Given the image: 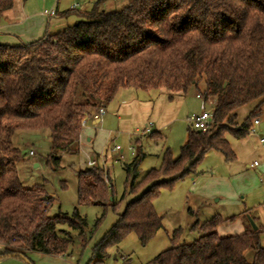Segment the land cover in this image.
I'll return each instance as SVG.
<instances>
[{
    "label": "trees",
    "instance_id": "1",
    "mask_svg": "<svg viewBox=\"0 0 264 264\" xmlns=\"http://www.w3.org/2000/svg\"><path fill=\"white\" fill-rule=\"evenodd\" d=\"M106 0H95L89 9L77 11L74 24L45 33L28 44L0 43V259L25 258L29 252L64 256L72 239L58 226L83 231L86 225L77 210L73 216L48 211L53 197L43 184L22 185L17 164L22 159L13 142L20 129L45 130L51 145L46 162L61 168L63 154H78L81 121L92 109L106 107L122 89L150 92L165 89L185 94L199 87L205 102L212 101L214 124L207 132L189 129L179 155L164 152L161 165L139 180L141 145L125 165L129 201L117 221L93 248L96 262L109 245L136 232L145 244L162 226L153 199L162 188H171L186 174L194 173L207 152H221L235 159L227 134L244 138L264 104V0H129L121 9H99ZM15 0H0V13ZM255 103L238 127L237 110ZM155 131L152 135H159ZM108 176V175H107ZM78 204L103 207L112 202V185L99 167L77 171ZM127 192V191H126ZM124 193L122 199L125 197ZM251 217L257 228L240 234L220 235L216 218L200 226L201 235L179 243L175 231L171 247L154 258L157 264H264V222ZM217 217V216H215ZM193 229L196 227L193 225ZM251 249L248 260L245 252Z\"/></svg>",
    "mask_w": 264,
    "mask_h": 264
},
{
    "label": "rangeland",
    "instance_id": "2",
    "mask_svg": "<svg viewBox=\"0 0 264 264\" xmlns=\"http://www.w3.org/2000/svg\"><path fill=\"white\" fill-rule=\"evenodd\" d=\"M74 1L80 4L78 11H82L91 8L95 0H59L58 4L57 0L24 2L25 7H30L31 11L57 10L59 16L53 15L51 18V31L56 32L80 19L77 11L69 13L70 5ZM128 1L106 0L99 9H121ZM19 2L22 3L23 0ZM204 88V80L199 82V87L191 86L181 97L180 104L177 95L170 100V92L165 89L150 92L131 88L120 90L116 98L107 105L101 125L87 129L90 137L96 133V142L90 143L85 139L80 141L79 153L63 154L61 168L58 170L52 169L46 162L51 145L47 131H15L13 142L22 153V159L17 164L22 185H44L53 197L48 211L50 216H73L77 210L86 221L83 231L73 230L67 224L58 226L61 235L67 232L72 239L69 252L60 258L43 253L36 255V258L27 255L34 264H157L154 262L155 256L172 246L173 236L179 228H182V233L179 232V243L192 242L202 234L200 226L213 218L222 222L217 227L219 234L226 235L238 233L242 221L248 224L249 221L242 214L245 210H256L260 216L264 215V147L259 142V135L250 131L246 137L237 139L227 134L226 138L236 156L233 161H227L221 152L211 150L197 165L194 173L186 174L171 188H162L153 199L155 210L162 217V226L148 242L143 244L136 232H131L120 242L109 245L102 261L96 262L93 258L94 246L117 221L119 213L124 211L129 201L149 186L146 185L137 193H129L127 187L125 189V165L132 162L137 146L141 145L144 153V158L139 163L137 180L151 168L161 165L167 148H170L174 158L177 157L187 139L188 130L192 129L188 117L202 111V100L196 94L203 96ZM122 102L129 103L126 112L130 117L119 121L110 111L115 104ZM209 104H213L211 100ZM151 106L154 107L153 110ZM168 106L171 109L169 113ZM254 107L255 103L240 107L237 110L236 123L231 126L236 128L241 125ZM259 118L260 124L254 126V129L256 132L262 131L264 136V115L260 114ZM148 122H153L150 131L144 129ZM155 131L162 137L152 135ZM115 145H119L121 150H115ZM31 150L33 155H30ZM89 157L96 159L100 165L104 163L103 167H95L103 169L106 183L113 188L112 202L117 204L115 209L108 207L98 224L97 219L102 216L103 207L78 204L77 171L88 167L86 162ZM255 160L259 165L251 168L249 165ZM124 193L126 195L122 199ZM259 219L264 222V218ZM193 225L196 229L192 228ZM262 243L264 245V237ZM245 257L251 260L253 251L247 250ZM1 259L7 261L0 264H30L25 258L6 256Z\"/></svg>",
    "mask_w": 264,
    "mask_h": 264
},
{
    "label": "crops",
    "instance_id": "3",
    "mask_svg": "<svg viewBox=\"0 0 264 264\" xmlns=\"http://www.w3.org/2000/svg\"><path fill=\"white\" fill-rule=\"evenodd\" d=\"M18 1L16 2V0H15L14 5L11 9H9L3 13H0V43L10 44V45L28 44L34 40L39 39L45 33L53 32V31H51V18L54 16H56V17L59 16V13L57 10L45 9V10H39V11H37V10L31 11V10H29L30 7L29 8L25 7V2H24L25 0H23L22 3L21 2L18 3ZM56 3L58 4L59 0H57ZM51 10H55L56 15H54V16L50 15ZM175 95H177V97H178L177 101L179 102L178 104H180L181 103L180 99L184 94L180 93V94H175ZM175 95L173 96V98L175 97ZM196 96H197V94H196ZM128 104L129 103H125V102L117 103V104H115V106H113V109L110 112L115 114L119 121L124 120L125 118H129L130 114H128L126 112V109H128L127 108ZM106 107H105V112H106ZM153 109H154V107L151 106V110H153ZM167 109H169L167 112V113H169V111L171 110L170 106H168ZM251 110H253V109L251 108L250 111ZM260 110H261L260 114L264 115V104L261 105ZM96 111H97V109H92L90 114H95ZM259 115L257 116L258 118H259ZM104 118L105 117L102 115L97 119H92V116L89 117L88 122H87V126H85L82 130L80 141L85 139L86 141H88L90 143L96 142V138H97L96 133H95V136L90 137L89 132H88L89 130L87 131V129H90L91 126L98 128L101 125V123L103 122ZM145 126H146V124H145ZM255 126H257V125H255ZM258 134L263 135L262 131L258 132ZM255 161H257V160H255ZM254 162L251 165H249L251 168L257 167V165L253 166ZM249 214L256 217L259 221H260L259 217L262 219L264 218V215L260 216V214H257L256 210L249 211ZM249 222H247V223L249 224ZM248 224H246L245 222L242 221V226L240 228V231L238 233H233V234H240V233H244V232L249 231V228L247 227ZM250 226H252L251 223L249 224V227ZM2 249H3V247L0 245V252L2 251ZM40 254L41 253L37 252V251H32V252L28 253V255L31 256L32 258H36V255H40ZM56 257L60 258L63 256H56ZM4 261H7V260L1 259L0 263H2Z\"/></svg>",
    "mask_w": 264,
    "mask_h": 264
},
{
    "label": "built area",
    "instance_id": "4",
    "mask_svg": "<svg viewBox=\"0 0 264 264\" xmlns=\"http://www.w3.org/2000/svg\"><path fill=\"white\" fill-rule=\"evenodd\" d=\"M79 5L80 4L78 2L74 1L70 5V9H77L79 7ZM50 15H55V10H51L50 11ZM197 97L202 100V103H203L202 111L199 112V113H193L192 115H190L188 117V120H189L190 126H191V128L193 130L201 131V132H207V131H209L212 128V126L214 124V118H213V113H212V109L213 108L207 109L205 107L206 105H211V104H209V102H205L204 97L200 93L197 94ZM104 113H105V108L101 106V107H99L97 109V111L95 112V114H86L84 116V118L82 119V121H81L82 127L84 128L85 126H87V122H88V118L89 117L92 116V119H97L101 115H103ZM259 124H260V118L256 117L253 120L252 127L250 128V131L258 134V132L255 131L254 126L255 125H259ZM152 126H153V122H148L146 124V126L144 127V129L146 131H150L152 129ZM258 135H259V141L262 144V146L264 147V136L261 135V134H258ZM129 148L131 150H133V147L130 146ZM114 149L115 150H121V148H120L119 145H115L114 146ZM33 153L34 152L31 150L30 151V155H33ZM86 164L89 167H95L97 165L103 167V165H104V163L102 165L98 164L97 160L96 159H93L91 157L88 158ZM258 164H259V162L258 161H255L254 164H253V166H256Z\"/></svg>",
    "mask_w": 264,
    "mask_h": 264
},
{
    "label": "water",
    "instance_id": "5",
    "mask_svg": "<svg viewBox=\"0 0 264 264\" xmlns=\"http://www.w3.org/2000/svg\"><path fill=\"white\" fill-rule=\"evenodd\" d=\"M205 107H206L207 109H209V108H213V107H214V104L206 105ZM248 218H249V221H250V223H251L253 229H256L257 226H256V224L254 223V221L252 220V218H251V217H248Z\"/></svg>",
    "mask_w": 264,
    "mask_h": 264
}]
</instances>
